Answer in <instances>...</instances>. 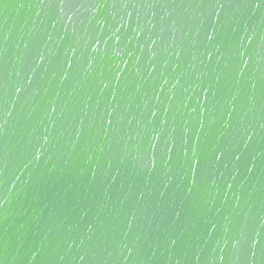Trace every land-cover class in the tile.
<instances>
[{"label":"water","instance_id":"95a60500","mask_svg":"<svg viewBox=\"0 0 264 264\" xmlns=\"http://www.w3.org/2000/svg\"><path fill=\"white\" fill-rule=\"evenodd\" d=\"M0 264H264V0H0Z\"/></svg>","mask_w":264,"mask_h":264}]
</instances>
